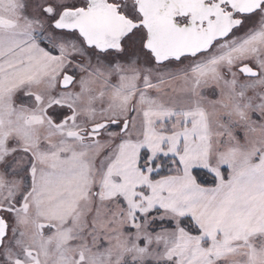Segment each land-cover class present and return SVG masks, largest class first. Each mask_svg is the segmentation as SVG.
<instances>
[{"label":"snow or ice","instance_id":"obj_1","mask_svg":"<svg viewBox=\"0 0 264 264\" xmlns=\"http://www.w3.org/2000/svg\"><path fill=\"white\" fill-rule=\"evenodd\" d=\"M0 264H264V0H0Z\"/></svg>","mask_w":264,"mask_h":264}]
</instances>
